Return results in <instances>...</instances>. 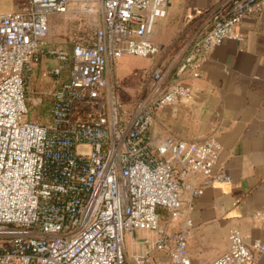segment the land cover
<instances>
[{"label": "built area", "instance_id": "obj_1", "mask_svg": "<svg viewBox=\"0 0 264 264\" xmlns=\"http://www.w3.org/2000/svg\"><path fill=\"white\" fill-rule=\"evenodd\" d=\"M74 1L29 0L27 10L0 15V264H132L125 234L136 230L154 234L136 263L168 264L155 262V251L192 264L190 214L207 186L229 180L215 172L223 146L215 133L187 141L155 139L149 130L159 109L191 95L188 71L226 39H243L237 26L264 13V0L219 1L166 51L151 36L170 0H98L93 32L71 51L47 50L49 15ZM44 53L58 60L55 76L69 73L51 93L45 123L29 117L28 97ZM125 55L157 60L129 100L109 77L111 61ZM161 209L178 231L165 230ZM263 256L261 239L248 242L234 228L228 249L208 264H258Z\"/></svg>", "mask_w": 264, "mask_h": 264}, {"label": "crops", "instance_id": "obj_2", "mask_svg": "<svg viewBox=\"0 0 264 264\" xmlns=\"http://www.w3.org/2000/svg\"><path fill=\"white\" fill-rule=\"evenodd\" d=\"M219 1L170 0L168 14L159 22L169 30L166 35L164 31L159 33L166 43L153 41L165 47L185 37L200 16ZM28 8L29 0H0V15ZM236 33L243 39H226L200 69L187 72L184 81L191 87V95L159 109L149 130L155 139L187 141L215 133L223 146L215 172L226 174L229 180L207 186L195 199L190 214L188 247L192 264H208L225 252L234 228L240 229L248 242H264V13L246 16ZM52 48L47 39L46 49ZM45 55L33 75L46 85L38 93L49 96L52 103L51 93L69 73L65 68L55 76L52 72L58 60L46 59ZM52 59L54 66L48 68ZM109 77H115L111 68ZM39 100L42 102V98ZM202 179L199 176L198 182ZM161 213L165 230L178 231L170 212L161 209ZM152 236L144 230L125 234L126 253L132 264H138L135 254L150 249L146 238ZM152 253L155 262L173 264L165 252ZM258 264H264V256Z\"/></svg>", "mask_w": 264, "mask_h": 264}, {"label": "rangeland", "instance_id": "obj_3", "mask_svg": "<svg viewBox=\"0 0 264 264\" xmlns=\"http://www.w3.org/2000/svg\"><path fill=\"white\" fill-rule=\"evenodd\" d=\"M50 34L48 42L51 47L65 48L71 51L73 41L80 35L93 32L96 25L101 22L100 2L98 0H91L86 4L85 0L74 1L65 13H52L49 15ZM160 19L156 21L154 31L151 39L166 43V40L159 38V33L165 32L168 34L169 30L166 25L160 24ZM166 38V36H164ZM152 39V40H153ZM47 42V40H46ZM178 39H174L171 44L163 47L166 51L172 44L177 45ZM52 55H45V58H52ZM160 58V57H159ZM158 59V58H157ZM165 59H168L167 57ZM157 60L154 58H144L133 55H125L120 59L110 64L112 75L115 74V79L118 82V96L123 100H129L139 96L143 89V83L146 77L152 72L156 66ZM55 61L48 62V68L54 66ZM46 88V85L40 83L39 76L33 75L28 82V97L31 119L39 120L40 122H48L50 117L51 99L49 96H43L38 93ZM39 98L42 102L35 104Z\"/></svg>", "mask_w": 264, "mask_h": 264}, {"label": "trees", "instance_id": "obj_4", "mask_svg": "<svg viewBox=\"0 0 264 264\" xmlns=\"http://www.w3.org/2000/svg\"><path fill=\"white\" fill-rule=\"evenodd\" d=\"M71 61H72V60L70 59L69 64L71 63ZM51 104H52V103H51Z\"/></svg>", "mask_w": 264, "mask_h": 264}]
</instances>
